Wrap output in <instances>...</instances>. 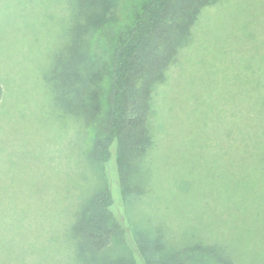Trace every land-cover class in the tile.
I'll return each instance as SVG.
<instances>
[{"label": "rangeland", "instance_id": "obj_1", "mask_svg": "<svg viewBox=\"0 0 264 264\" xmlns=\"http://www.w3.org/2000/svg\"><path fill=\"white\" fill-rule=\"evenodd\" d=\"M128 3L117 9L119 26L130 19ZM65 7L64 0H0V264H76L71 230L79 209L110 175L119 185L118 170L128 167L124 152L106 166L97 161L92 132L49 87ZM105 83L106 110L108 74ZM263 86L264 0L205 8L193 41L155 88L154 145L133 159L134 222L168 244L194 235L227 238L242 264H264V219L243 199L251 191L225 189L241 171L240 144L223 140L226 130L252 127V116L264 114ZM106 255L115 264L130 256L120 238Z\"/></svg>", "mask_w": 264, "mask_h": 264}, {"label": "trees", "instance_id": "obj_2", "mask_svg": "<svg viewBox=\"0 0 264 264\" xmlns=\"http://www.w3.org/2000/svg\"><path fill=\"white\" fill-rule=\"evenodd\" d=\"M220 1L129 0L130 19L119 26L121 0H64L67 27L51 56L49 87L61 108L92 132L98 162L106 166L119 152L129 156L128 167L118 170L119 185L110 175L106 187L77 213L71 230L76 264H115L106 254L116 238L129 251L127 264H242L227 238L194 235L168 244L163 234L155 239L128 212V194L139 189L131 183L133 159L145 158L154 145L149 118L156 113L155 88L193 41L204 9ZM107 74L111 87L105 110ZM3 96L0 82V103ZM252 121V127L223 133L225 142L240 144L241 168L236 180H226L225 189L251 191L243 199L249 197L252 216L264 219V114H255Z\"/></svg>", "mask_w": 264, "mask_h": 264}]
</instances>
